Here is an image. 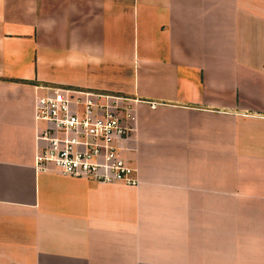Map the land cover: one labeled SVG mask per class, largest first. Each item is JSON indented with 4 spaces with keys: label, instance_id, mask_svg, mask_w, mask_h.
Listing matches in <instances>:
<instances>
[{
    "label": "crops",
    "instance_id": "crops-1",
    "mask_svg": "<svg viewBox=\"0 0 264 264\" xmlns=\"http://www.w3.org/2000/svg\"><path fill=\"white\" fill-rule=\"evenodd\" d=\"M129 100L138 184L36 162V98ZM0 264H264V0H0Z\"/></svg>",
    "mask_w": 264,
    "mask_h": 264
},
{
    "label": "built area",
    "instance_id": "built-area-1",
    "mask_svg": "<svg viewBox=\"0 0 264 264\" xmlns=\"http://www.w3.org/2000/svg\"><path fill=\"white\" fill-rule=\"evenodd\" d=\"M43 90L35 102V118L43 125L38 167L97 183L137 186L136 170L125 155L132 131L129 100L66 87Z\"/></svg>",
    "mask_w": 264,
    "mask_h": 264
}]
</instances>
